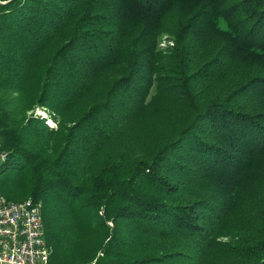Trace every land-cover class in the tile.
<instances>
[{
  "label": "trees",
  "instance_id": "16d2710c",
  "mask_svg": "<svg viewBox=\"0 0 264 264\" xmlns=\"http://www.w3.org/2000/svg\"><path fill=\"white\" fill-rule=\"evenodd\" d=\"M0 2V195L49 264H264V0Z\"/></svg>",
  "mask_w": 264,
  "mask_h": 264
},
{
  "label": "built area",
  "instance_id": "2783aa9c",
  "mask_svg": "<svg viewBox=\"0 0 264 264\" xmlns=\"http://www.w3.org/2000/svg\"><path fill=\"white\" fill-rule=\"evenodd\" d=\"M30 114L43 117L52 129L58 123L45 109ZM43 204L32 198L9 201L0 195V264H49Z\"/></svg>",
  "mask_w": 264,
  "mask_h": 264
},
{
  "label": "rangeland",
  "instance_id": "374dc122",
  "mask_svg": "<svg viewBox=\"0 0 264 264\" xmlns=\"http://www.w3.org/2000/svg\"><path fill=\"white\" fill-rule=\"evenodd\" d=\"M173 20H176L175 16H173V19L171 16L167 19V21L164 25L165 30H170V27L172 26ZM158 41H159L158 51L166 52L168 50V48L174 47L175 35L170 31H163L160 34ZM121 74H122V68H119L116 70V72L114 74L109 75L108 78H110V77L117 78ZM157 93H158V84H155V86H154V88L150 94V97L148 98V101H151L154 98V96L157 95ZM162 106L163 105L160 103L159 104L160 109H162ZM165 112H167V111H165Z\"/></svg>",
  "mask_w": 264,
  "mask_h": 264
},
{
  "label": "water",
  "instance_id": "95a60500",
  "mask_svg": "<svg viewBox=\"0 0 264 264\" xmlns=\"http://www.w3.org/2000/svg\"><path fill=\"white\" fill-rule=\"evenodd\" d=\"M0 4H2V2H0Z\"/></svg>",
  "mask_w": 264,
  "mask_h": 264
}]
</instances>
